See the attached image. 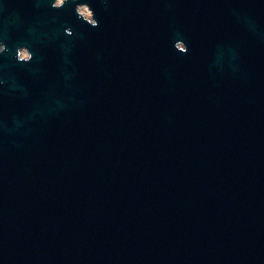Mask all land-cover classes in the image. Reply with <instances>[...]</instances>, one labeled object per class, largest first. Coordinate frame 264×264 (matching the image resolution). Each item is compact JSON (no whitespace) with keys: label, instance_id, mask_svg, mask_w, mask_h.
I'll return each instance as SVG.
<instances>
[{"label":"water","instance_id":"95a60500","mask_svg":"<svg viewBox=\"0 0 264 264\" xmlns=\"http://www.w3.org/2000/svg\"><path fill=\"white\" fill-rule=\"evenodd\" d=\"M55 2L0 0V264H264V0Z\"/></svg>","mask_w":264,"mask_h":264},{"label":"rangeland","instance_id":"374dc122","mask_svg":"<svg viewBox=\"0 0 264 264\" xmlns=\"http://www.w3.org/2000/svg\"><path fill=\"white\" fill-rule=\"evenodd\" d=\"M81 11H83L84 14L89 13L90 14V18L92 19V11L87 5H81Z\"/></svg>","mask_w":264,"mask_h":264},{"label":"flooded vegetation","instance_id":"af4514ba","mask_svg":"<svg viewBox=\"0 0 264 264\" xmlns=\"http://www.w3.org/2000/svg\"><path fill=\"white\" fill-rule=\"evenodd\" d=\"M63 0H56V4L61 3ZM80 10H81V6H80ZM92 11V10H91ZM83 12V11H82ZM22 56H28V51L26 49H22Z\"/></svg>","mask_w":264,"mask_h":264},{"label":"bare ground","instance_id":"6f19581e","mask_svg":"<svg viewBox=\"0 0 264 264\" xmlns=\"http://www.w3.org/2000/svg\"><path fill=\"white\" fill-rule=\"evenodd\" d=\"M83 13H84V12H83ZM84 15H85V16H87V17H88V16L90 17V14H89V13H87V14H84Z\"/></svg>","mask_w":264,"mask_h":264}]
</instances>
